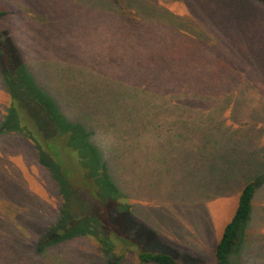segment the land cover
<instances>
[{
	"label": "rangeland",
	"instance_id": "374dc122",
	"mask_svg": "<svg viewBox=\"0 0 264 264\" xmlns=\"http://www.w3.org/2000/svg\"><path fill=\"white\" fill-rule=\"evenodd\" d=\"M108 1L113 0H0V9L6 12L0 18V28L4 40L10 37L15 47L10 53L11 70L2 58L8 50L5 41L0 45V118L7 113L5 122L10 124L19 119L31 132L34 148L39 149L38 156L33 155L20 142L14 144L7 137L11 134H0V171L12 176L8 163L18 166V174L45 208L39 215L41 223L51 220L56 212L50 208L54 202L51 183L44 179L45 170L35 168L38 162L46 163L55 177L64 175L59 190L68 198L62 208L68 223L59 230L67 238L52 246L51 256L41 259L31 253L32 242L43 225L35 227L36 213L25 217L27 223L19 222L15 215L23 207H14V213H10L0 199V212H7L3 214L11 219L4 223L9 240L19 245L20 239L26 244L22 249L11 242H0V264H106L102 254L108 243L116 247L113 264H156L138 263V248L129 247L130 240L144 242L149 247L146 250L170 254L179 264H216V243L236 210L243 186L251 181L256 184L251 212L241 226L228 263L264 264V2L124 0L123 5L128 7L114 14L87 6L99 7ZM134 18L152 24L139 26ZM98 23L104 24L99 27L105 37L95 28ZM110 26L120 33L110 35ZM83 30L88 33L80 36ZM80 39L91 43L89 55H82L85 43ZM111 40L114 47H110ZM55 45H70L71 49L53 56ZM83 56H89L92 63ZM96 57L101 65L93 70L94 86L117 72L118 79L126 84L141 86L138 110L148 106L144 89L156 93V101L175 110L150 113L162 120L160 129L146 128L142 132V128L126 126L124 130H105L118 148L117 169L121 168L115 176L122 180L117 185L122 195L117 203L94 196L91 189L83 190L77 172L79 154L73 145L54 141L48 145L38 140L34 124L43 118L10 81L11 73L27 68L34 78L31 83L58 100L63 115H71L70 107L75 106L77 117L84 116L91 110L85 106V94L70 92L75 81L71 76L81 75L77 83L86 84L89 72L80 67H93ZM57 62L65 68L64 76L55 71ZM166 97L164 104L162 98ZM12 100L15 106L24 105L23 110L7 105ZM225 103L231 105L218 114L216 110ZM232 103L249 104L234 109ZM151 105L159 104L152 101ZM4 106L14 110L6 112ZM208 135L212 136L210 142ZM203 142L207 150H202ZM80 145L78 142L75 146ZM16 150L19 155L13 154ZM60 163L69 167L66 173L57 168ZM87 165L91 168L92 160ZM7 179L2 176L0 185L5 187ZM120 199L127 211L123 204L118 205ZM76 203L82 207L73 212ZM103 204L114 210L105 214ZM94 225L99 233L92 232ZM78 231L98 233L99 244L91 236H71Z\"/></svg>",
	"mask_w": 264,
	"mask_h": 264
},
{
	"label": "trees",
	"instance_id": "16d2710c",
	"mask_svg": "<svg viewBox=\"0 0 264 264\" xmlns=\"http://www.w3.org/2000/svg\"><path fill=\"white\" fill-rule=\"evenodd\" d=\"M79 1V0H75ZM261 2H264V0H259ZM124 0H113L106 2L105 5L101 3V6L97 7L95 4H88L87 6L89 8L98 9L99 11L103 12L110 11L117 12L119 9L128 7L127 5H123ZM97 11V10H96ZM6 12L2 9H0V18H2ZM112 18L117 21V23L120 24V26H123V22L117 18L112 16ZM135 19V18H134ZM140 25L144 27H149L152 23L147 22L146 20L140 22L138 19H135ZM145 22V23H143ZM133 23V22H131ZM149 24V26H147ZM104 24H96L95 28H97L98 33L105 37L104 29H101L99 26H103ZM110 29H112V32L110 35H118L120 33V30L117 28L114 30L111 26ZM120 29H123L120 27ZM72 31V28L71 30ZM88 32L86 30H83V32L80 34V36H85ZM62 34H60L61 36ZM114 38V37H113ZM5 41V48L8 50L3 53V61H6L9 63L10 69L12 64V55L10 54L12 51H14L15 47L13 45V40L9 37H7L4 40L3 31L0 28V45H3ZM110 47H114L115 44H113ZM81 43H85L87 41L80 39ZM91 43H85L83 54L82 55H89L91 50ZM13 48V49H12ZM65 49H71L70 45L67 47H63L60 45L54 46V54L53 56H59ZM73 50V47H72ZM83 58L90 62L89 56H83ZM1 59V58H0ZM90 65V64H89ZM100 66L101 63L98 59V57L94 58V64L93 67H80L83 70L88 71V75L85 77L87 79L86 84L84 83H77L78 77H81L79 74H74L71 76V78H74L76 81H72L71 84L73 86L72 91L70 89V92H77L80 94L86 95V101L87 104L86 107L90 108L91 112L89 114H86L84 116L77 117V113H74V109L76 107H70L71 115H63L62 109L63 106L59 103V101H55L54 98L46 93L45 91L37 89L32 83L31 80H34L33 75L28 69L19 68L18 74L11 73V86L16 88L18 93L22 94L23 97L27 98V100L30 102L29 104L31 106V109L35 112L39 113V116L43 118V121L35 123L34 125L37 127L38 132V140H41L43 143H48V145H52L54 142L56 144L64 145L67 144V146L73 145L74 150L77 151L76 154H79L77 157L78 160V170L77 172L80 173L79 182L83 188V190L90 189L93 191L91 192L94 196H98L99 198L105 199L108 198L110 200H113L116 202V199L118 200L120 196L122 195L121 192L118 190L117 185L119 186L121 184L118 183L119 181H122L121 179L118 181L117 177L115 176L117 172H119L120 168L117 169L118 166V148L116 145H113V148L111 152L109 153L107 158H104L101 150L97 146L96 138L98 135H104L105 130L107 128H114L117 130H124L126 126L134 127L135 129L142 128L144 130L147 128L151 129H160L161 128V122L158 117L153 118L150 113L153 112V114L156 112H161L163 110L168 111L170 113H173L175 110H172L168 104L162 105L160 101H156L158 99V95L156 93L147 92L144 89V99L148 101V106L143 111H140L136 108V102L141 96V86H132L129 84H126L124 80L118 79V74L115 73L112 78L110 77H103L101 84L99 86H94L92 77H93V70L95 68ZM8 67V66H7ZM55 71L57 73L62 74L64 76V67L60 63H55L54 67ZM12 70V69H11ZM60 71V72H59ZM124 81V82H123ZM81 82V81H80ZM165 82V81H164ZM70 84V83H69ZM70 84V86H71ZM7 90L9 91V84L7 82ZM167 83H165V86ZM11 92V90H10ZM115 92L116 95L112 96L111 93ZM13 95V94H12ZM187 94L183 95L186 96ZM160 96H162L160 94ZM181 96V95H176ZM174 96V97H176ZM157 98V99H155ZM14 99V98H13ZM145 100V101H146ZM163 103L165 104L168 98H162ZM13 101V105H12ZM9 101L7 105H10L14 107V109H22L24 105L22 106H15V101L12 100ZM154 101L158 106H154L150 104ZM233 108L236 109L240 105H248L249 103H232ZM231 104L225 103V106H220L216 111L218 114L224 112L225 108H228ZM5 106L3 107L4 110L9 113L13 111L14 109ZM28 106V105H26ZM16 107V108H15ZM215 111V110H213ZM7 115V113H6ZM6 115L2 116L0 118V134H11V136H7L9 139L14 141V144H18L20 142L21 147L25 146L29 153L35 154L39 151V149H35L34 145L36 143L33 142L31 137V132H27L25 127L23 126L22 122H20L19 119L16 118L14 122L11 121L10 123H6L5 120ZM14 119V118H13ZM127 120V121H122ZM125 122L126 124H124ZM36 132V130H35ZM40 135V136H39ZM1 136V135H0ZM209 136L208 142L212 141V136ZM21 137V138H20ZM41 137V138H40ZM176 140V138H175ZM206 140V139H204ZM17 141V142H15ZM54 141V142H53ZM80 142V146H75L76 143ZM177 142V140L175 141ZM203 148L202 150H207L208 147H206L205 142L202 143ZM72 147V146H71ZM85 150L87 153H85ZM201 151L202 154L203 151ZM55 153V151H53ZM14 155H17V150ZM19 155V154H18ZM188 155L186 154V157ZM159 159V158H158ZM92 160L93 166L90 168L87 164L88 161ZM10 167L13 169V175L9 176L5 174L3 170L0 171V179L2 176H6L8 178L6 181H4L5 187L0 185V199L2 203L6 206L5 208H8L7 211L10 213H14L15 208L17 206L23 207V209L19 212H16L15 215L17 221H25L27 223V219L25 217H28L33 212L36 213V219L37 222L34 223L35 227H37L39 224L41 225V228L39 229L38 236L35 237L34 241L32 242L33 251L31 250V253H33L35 256H37L39 259H41L43 256L48 255L51 256L52 246L54 244H57L59 241L65 239L66 236H63L59 234V230L61 231L62 226L64 224L68 223V220L64 217L62 208L64 204L68 201L66 196L63 194V191L59 190L61 184L60 179L63 177L57 176L55 177L56 173L46 165L44 162H38L35 166L37 170H45L47 173L44 175V179L51 183L52 193L54 202L50 206L51 210L53 212H56L54 217L50 220H47L45 223H41L39 221V215L40 212L45 209L40 204V200L37 195H33L34 192L31 190L28 182L25 180L24 177H20V174H18L19 169L18 166L11 162L8 163ZM6 164L4 167L6 169L9 168V165ZM29 169L33 168L32 162L29 163ZM34 168V169H35ZM57 168L59 171L66 173L67 168H65L63 165L58 164ZM36 170V169H35ZM111 174H112V180H111ZM22 178V179H21ZM92 178V180L90 179ZM99 178H102L99 180ZM43 179V180H44ZM46 181V182H47ZM85 181V183H84ZM60 184V185H59ZM256 190V184L254 182H248L245 184L241 190V193L238 198L237 207L236 210L231 217V219L227 222V224L224 226L222 234L216 243L215 246V259L216 264H229L228 263V256L230 253L234 251V249L237 246V242L239 240V232L241 229V226L248 221L250 212H251V201L253 199V196L255 194ZM92 195V196H93ZM89 196L91 197V194L89 193ZM58 200V203H57ZM92 200L94 201L93 197ZM15 204L12 205L11 203ZM64 203V204H63ZM78 203V202H77ZM74 204L72 206L73 212H76L78 209H81L82 205ZM104 203V202H102ZM117 203V202H116ZM123 204L125 207V211H127V205L120 199L118 202V205ZM14 208V210H12ZM101 208L103 209V212L106 214L110 213L108 211L114 210L112 206H107L106 204L101 205ZM25 209V210H24ZM3 213L7 212H0V242L1 245L6 244L7 242H11L14 245H18V243H13L12 239L9 240L8 238L9 231L8 228L4 223H8L11 221V219L4 215ZM91 217V215H90ZM31 224H33L31 222ZM30 224V225H31ZM100 229L101 226L99 224H96ZM93 229L92 232L98 231L100 232V229L96 226ZM26 227V226H25ZM27 228V227H26ZM29 228V227H28ZM111 231V230H110ZM97 234H90L88 232L78 231L75 232L72 237L76 238L79 236H91L93 237L95 243L99 244L100 240L98 238ZM242 234V233H241ZM116 236V235H115ZM67 238V237H66ZM115 238V237H114ZM97 239V240H95ZM120 239L123 241H126L125 238H123L120 235ZM19 240V247L25 248L26 244L20 239ZM129 247L132 245L137 249V259L138 263H148L153 262L156 264H179L170 254L162 253V252H152L150 250H146L149 247L145 245L144 242L140 240H135V242L129 241ZM108 246L105 250H103L102 257L106 264H113V259L115 260L116 255L114 254V249L116 247H113L112 244L108 243ZM30 250V249H29ZM121 250V249H120ZM124 251V249H122ZM122 255V253H121ZM53 264V263H52Z\"/></svg>",
	"mask_w": 264,
	"mask_h": 264
},
{
	"label": "clouds",
	"instance_id": "9594fccd",
	"mask_svg": "<svg viewBox=\"0 0 264 264\" xmlns=\"http://www.w3.org/2000/svg\"><path fill=\"white\" fill-rule=\"evenodd\" d=\"M96 143L104 158H107L113 148V145L115 144V139L110 134H104L102 136L98 135L96 138Z\"/></svg>",
	"mask_w": 264,
	"mask_h": 264
}]
</instances>
